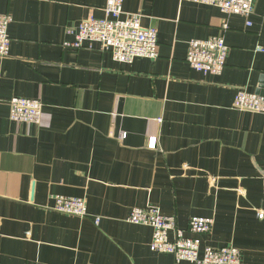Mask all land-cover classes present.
Listing matches in <instances>:
<instances>
[{
    "label": "crops",
    "instance_id": "crops-1",
    "mask_svg": "<svg viewBox=\"0 0 264 264\" xmlns=\"http://www.w3.org/2000/svg\"><path fill=\"white\" fill-rule=\"evenodd\" d=\"M106 3L0 0L13 18L0 56V264H193L151 250L152 228L127 221L135 207L188 236L191 217H211L202 246L264 264V114L233 106L239 88L264 95V0L251 26L216 6L124 0L158 29L156 60L65 48L67 28ZM225 17L224 71L191 68L189 41L218 35ZM14 96L42 101L40 124L11 120ZM57 194L84 198L88 214L53 210Z\"/></svg>",
    "mask_w": 264,
    "mask_h": 264
},
{
    "label": "built area",
    "instance_id": "built-area-1",
    "mask_svg": "<svg viewBox=\"0 0 264 264\" xmlns=\"http://www.w3.org/2000/svg\"><path fill=\"white\" fill-rule=\"evenodd\" d=\"M218 7L224 14L241 15L246 25L251 26V16L256 0H180ZM124 0H107L104 17L88 16L76 26H69L67 33L74 35L73 41H65L64 47L79 50L88 46L111 53L118 62L132 63L136 58L144 57L156 60L160 56L158 29L144 26L141 12H126ZM13 18L10 14L0 13V56L10 54L11 38L9 26ZM230 25L228 19H222L220 33L207 39H191L188 45L186 61L189 66L205 74L218 75L224 71L229 46L225 35ZM97 44V46H96ZM256 51L264 52L259 45ZM10 118L15 122L40 124L43 103L36 98L14 96L9 100ZM233 106L236 109L264 114V95L239 88ZM52 209L64 214L84 218L88 214L86 200L80 197L53 195ZM99 221V218L96 219ZM127 221L152 228L151 250L169 253L176 262L189 261L193 264H242V254L233 245L213 247L202 246L200 235L210 232L214 226L211 217L193 216L189 221L192 236L185 235L177 228L176 218L167 216L154 207H135ZM171 232L174 236L171 237Z\"/></svg>",
    "mask_w": 264,
    "mask_h": 264
}]
</instances>
